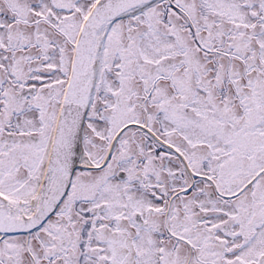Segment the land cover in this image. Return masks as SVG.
<instances>
[{"label": "snow or ice", "instance_id": "obj_1", "mask_svg": "<svg viewBox=\"0 0 264 264\" xmlns=\"http://www.w3.org/2000/svg\"><path fill=\"white\" fill-rule=\"evenodd\" d=\"M0 264H264V0H0Z\"/></svg>", "mask_w": 264, "mask_h": 264}]
</instances>
